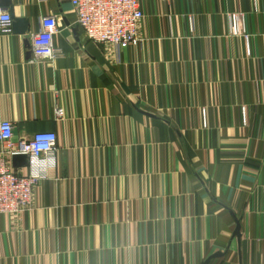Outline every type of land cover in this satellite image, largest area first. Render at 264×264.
I'll use <instances>...</instances> for the list:
<instances>
[{"label":"crops","instance_id":"1","mask_svg":"<svg viewBox=\"0 0 264 264\" xmlns=\"http://www.w3.org/2000/svg\"><path fill=\"white\" fill-rule=\"evenodd\" d=\"M4 7L27 25L0 31V123L58 149L32 208L0 215V264H264V0H141L118 50L71 0ZM44 26L64 58H34Z\"/></svg>","mask_w":264,"mask_h":264},{"label":"built area","instance_id":"2","mask_svg":"<svg viewBox=\"0 0 264 264\" xmlns=\"http://www.w3.org/2000/svg\"><path fill=\"white\" fill-rule=\"evenodd\" d=\"M170 1V0H167ZM77 14L78 24L88 39L94 43L111 45L116 50L138 46L139 27L145 15L141 0H71ZM49 18H44L48 21ZM230 35L243 36L247 40L242 13L228 16ZM12 15L0 5V31L9 32L12 28ZM54 26H44L32 36V50L36 60L56 61L65 53L54 45ZM244 113V109L242 110ZM56 117L62 119L64 110L57 107ZM245 116L242 124L245 125ZM2 142L0 163V215L17 217L33 206L35 189L48 179L49 173L57 166V136L53 132H41L30 141H13V124L0 123ZM16 155H26L28 174L21 176L10 170L6 160Z\"/></svg>","mask_w":264,"mask_h":264},{"label":"water","instance_id":"3","mask_svg":"<svg viewBox=\"0 0 264 264\" xmlns=\"http://www.w3.org/2000/svg\"><path fill=\"white\" fill-rule=\"evenodd\" d=\"M0 5L1 6H11V0H0ZM12 27L15 31L18 32H23L26 29V25H27V21L24 19H20V18H16L13 14H12ZM13 160V165L15 167H24L27 166L28 164V159L26 155H16L14 157H12ZM238 226L236 227V231L235 234L238 236Z\"/></svg>","mask_w":264,"mask_h":264}]
</instances>
